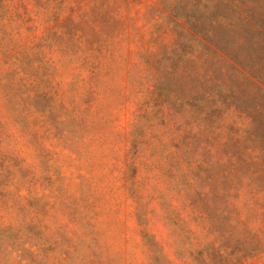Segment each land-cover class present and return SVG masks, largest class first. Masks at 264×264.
<instances>
[{
	"label": "rangeland",
	"instance_id": "rangeland-1",
	"mask_svg": "<svg viewBox=\"0 0 264 264\" xmlns=\"http://www.w3.org/2000/svg\"><path fill=\"white\" fill-rule=\"evenodd\" d=\"M0 264H264V0H0Z\"/></svg>",
	"mask_w": 264,
	"mask_h": 264
}]
</instances>
